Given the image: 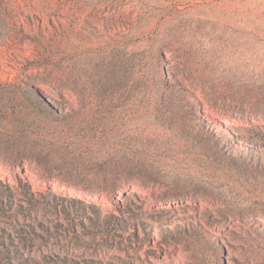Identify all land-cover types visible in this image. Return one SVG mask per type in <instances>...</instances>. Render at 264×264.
<instances>
[{
  "label": "rangeland",
  "instance_id": "1",
  "mask_svg": "<svg viewBox=\"0 0 264 264\" xmlns=\"http://www.w3.org/2000/svg\"><path fill=\"white\" fill-rule=\"evenodd\" d=\"M0 264H264V0H0Z\"/></svg>",
  "mask_w": 264,
  "mask_h": 264
},
{
  "label": "bare ground",
  "instance_id": "2",
  "mask_svg": "<svg viewBox=\"0 0 264 264\" xmlns=\"http://www.w3.org/2000/svg\"><path fill=\"white\" fill-rule=\"evenodd\" d=\"M150 141H153V139H150ZM31 146V145H30ZM179 151V150H178ZM185 156V155H184ZM179 158V157H178ZM185 159H186V157H185ZM177 164L178 165H185V164H183L180 160L179 161H177ZM197 165H198V163H196ZM199 166V165H198Z\"/></svg>",
  "mask_w": 264,
  "mask_h": 264
}]
</instances>
